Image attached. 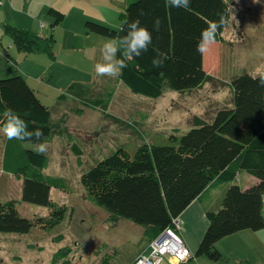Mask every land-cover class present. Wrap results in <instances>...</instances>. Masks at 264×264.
Listing matches in <instances>:
<instances>
[{"label": "trees", "instance_id": "trees-1", "mask_svg": "<svg viewBox=\"0 0 264 264\" xmlns=\"http://www.w3.org/2000/svg\"><path fill=\"white\" fill-rule=\"evenodd\" d=\"M47 12L53 18L51 25L63 19V12L53 6ZM157 17L161 21L159 31L153 30ZM221 17L225 23L216 40L223 41L222 30L229 17L226 0H191L188 8L166 6L165 0H124L117 14V28L91 20H85V27L113 40L125 34V20L139 19L152 33V45L140 57L128 60V67L118 79L134 93L158 97L165 89L183 92L208 81L203 54L196 51V45L208 22ZM3 30L18 50L52 56V34L38 35L7 22ZM155 50L169 57L162 68L152 67ZM261 73L264 70L234 75L230 82L231 105L216 109L210 119L195 117L185 131L172 128L157 141L139 145L131 155L118 147L97 160L81 176L86 198L112 217L121 216L141 225L146 242L171 225L172 218L179 216L193 199H198L208 225L188 259L204 255L217 261L222 257L215 245L220 238L243 229L264 228V87L258 82ZM77 86L71 84L68 91L73 93ZM105 98H89L88 103L101 107ZM8 109L25 120L29 130L42 129V142L66 129L21 74L0 77V120ZM76 112L80 113V108ZM35 143L8 140L0 134V168L22 177L20 200L43 205L51 214L61 216L60 207L50 198V189L66 190V180L43 172L48 157L36 152ZM241 171L256 181L242 187L236 182ZM213 190L220 195L210 206ZM18 201L10 198L0 202V232L26 233L35 223L18 213ZM70 251L68 245L59 247L51 263L69 264ZM233 264L259 263L236 259Z\"/></svg>", "mask_w": 264, "mask_h": 264}, {"label": "rangeland", "instance_id": "rangeland-1", "mask_svg": "<svg viewBox=\"0 0 264 264\" xmlns=\"http://www.w3.org/2000/svg\"><path fill=\"white\" fill-rule=\"evenodd\" d=\"M226 1L229 17L222 30L223 41L216 40L204 52L215 66L208 81L183 92L165 89L158 97L134 93L117 77L95 74L94 65L102 62V46L112 39L86 32L84 22L91 20L117 28V14L124 0H40L41 4L32 6L38 14L35 25L40 33L50 29L53 18L47 12L49 7L60 8L66 14V21L53 32L57 57L48 60L49 72L43 79H37L36 73L46 62L28 65L27 60L22 63V55L17 63L0 61V77H26L39 100L65 126L47 143L48 161L43 172L64 177L67 188L50 189V198L61 210V216H56L43 205L20 200L22 177L0 169V202L19 200L18 213L35 222L26 233L0 232V264H52L53 252L64 245L71 248L69 264H129L145 249L143 227L121 216L112 217L103 207L90 202L81 176L118 147L131 155L139 145L157 141L172 128L185 131L195 117L210 119L216 109L231 105V77L242 71L264 70V0ZM31 32L40 34L39 30ZM8 44L9 37L1 25L0 48L5 47L16 58L17 48H9ZM71 84L78 85L73 93L68 89ZM62 93L65 95L60 96ZM94 97H106L105 105H90L88 99ZM77 108L81 113L76 112ZM251 178L241 171L236 182L243 185L239 179L244 182ZM258 232L261 245L245 240L242 233H232L215 244L221 247L219 260L200 255L206 263H197L194 260L198 257H193L187 264H233L236 259L246 258L264 264V228Z\"/></svg>", "mask_w": 264, "mask_h": 264}, {"label": "clouds", "instance_id": "clouds-1", "mask_svg": "<svg viewBox=\"0 0 264 264\" xmlns=\"http://www.w3.org/2000/svg\"><path fill=\"white\" fill-rule=\"evenodd\" d=\"M191 0H165L166 6L188 8ZM225 23L223 17L216 21L208 22L206 28L201 30L200 38L196 45V51L203 54L213 44L216 43L218 30ZM161 21L157 17L153 21V30L159 31ZM126 32L118 39L109 40L101 49L102 62L94 65V71L98 77H119L123 74V70L128 67L127 61L133 57H140L149 50L152 45V33L141 25L139 19L125 20ZM124 31V28L121 29ZM156 55L152 58L151 64L153 68H162L165 61L169 57L155 50ZM260 86L264 87V73L260 74ZM3 120H0V133L8 140L33 141L35 140V150L37 153L43 154L47 151V144L42 142L44 136L42 129L35 128L29 130L28 124L16 113L8 109L3 112ZM264 198V197H262Z\"/></svg>", "mask_w": 264, "mask_h": 264}, {"label": "crops", "instance_id": "crops-1", "mask_svg": "<svg viewBox=\"0 0 264 264\" xmlns=\"http://www.w3.org/2000/svg\"><path fill=\"white\" fill-rule=\"evenodd\" d=\"M39 2H40V0H1V2H0V26L2 25V28H3V23L7 22L13 26H16V27L22 28V29H26L30 32H31V30L32 31L39 30V33H40L41 32L40 29H38V27L35 25V18H36V15H38V14L35 15L34 9H32V6L34 4H37V5L41 4ZM57 9L60 10L61 12H63L60 8H57ZM40 10H41V8H40ZM63 14H64L63 19L60 22H58L55 25H51V23L53 21V19H52V21L49 23L50 29H46L45 33H40L38 35L47 36L49 34H52L54 37V40H55V36L53 33L55 27L56 26L60 27V25H63V23L66 21V14L64 12H63ZM84 24H85V22H84ZM41 27H44V25L41 24ZM49 30H50V33L48 34ZM3 32H4V30H3ZM86 32H88V31L86 30ZM8 37H9L8 47L12 48V46L14 47L15 44L13 42H11V44H10L11 38L9 35H8ZM54 43H55V41H54ZM1 46H4L3 43L1 44ZM45 53L46 52L24 53V52L17 49V52H15L16 58H14L8 53V50L5 47H2V48H0V61H3L5 63L6 60L8 62L10 60L14 63H17L16 60H18L21 57V55L23 56V62L22 63H24V61L27 60L26 62L28 63V65L29 64H37L38 62L41 63V62L45 61L46 62L45 66H43L42 69L38 73H36L37 79H43L44 77H47L48 72H49V66L47 64L48 60H50V59L55 60L57 57V55H56L57 53L55 54L53 47H52V56H50V55L46 56L47 53L46 54ZM27 54H29V56ZM207 55H206V57H204V53H203L202 62H203V67H204L205 71L208 74H210L211 70L215 69V66L212 62L208 61ZM5 57H6V59H5ZM25 74H28L29 76H31L33 78V75H31L30 72L29 73L25 72ZM252 74H256V73H252ZM24 78L27 81L26 77H24ZM27 83L36 93L35 89L29 84L28 81H27ZM60 114H61V112H60ZM53 115H54V111H53ZM0 134H2V133H0ZM52 139H53V137H52ZM50 141H47L45 143L47 144ZM0 157H1V150H0ZM1 171H2V169H1ZM239 181L241 182V184H243L242 187H247L250 184L254 183L256 181V178L253 176V178H251V179H245L244 182H242L240 179H239ZM211 195H212V197H211L212 202L209 203L210 206L213 205L215 198H217V199L219 198L220 194L215 193V191L213 190L211 192ZM179 219H180V222H179V226L177 228V233L181 237V239L184 242V244L186 245V247L189 249L191 255H193L195 253L196 248L199 244V241L201 240L203 233H204V231L208 225V220L206 218L204 207L201 204V202L198 199H193L180 213ZM260 230L261 229L251 230L252 232H249L250 230L243 229V230H240V231H237L234 233H242L241 237L244 238L245 240H247V241L248 240L249 241L254 240L255 244L261 245L262 244V242H261L262 240L260 237L261 232H258ZM231 240H235V238H231ZM148 244H149V242H147L145 249L144 250L142 249L141 251H139L129 262H131L138 254L146 251ZM219 247L220 246H218V248ZM170 260L166 259L161 264H176V263H178V262H175L173 259H170ZM245 260L249 261V259H247V258ZM188 261H190V259L182 261L179 264H187ZM194 261L197 263L198 262L199 263H206V262H204V260H201V258H199V257L196 258ZM249 262L250 263H258V262H251V261H249Z\"/></svg>", "mask_w": 264, "mask_h": 264}, {"label": "built area", "instance_id": "built-area-1", "mask_svg": "<svg viewBox=\"0 0 264 264\" xmlns=\"http://www.w3.org/2000/svg\"><path fill=\"white\" fill-rule=\"evenodd\" d=\"M179 222V216L172 218L171 225L163 228L149 242L146 251L138 254L129 264H161L166 259L175 262L187 260L191 253L177 233Z\"/></svg>", "mask_w": 264, "mask_h": 264}]
</instances>
